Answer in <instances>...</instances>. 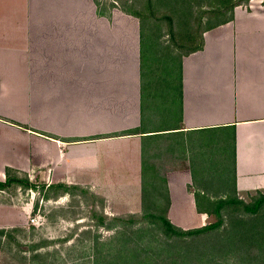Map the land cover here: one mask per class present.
Masks as SVG:
<instances>
[{
    "label": "crops",
    "instance_id": "crops-1",
    "mask_svg": "<svg viewBox=\"0 0 264 264\" xmlns=\"http://www.w3.org/2000/svg\"><path fill=\"white\" fill-rule=\"evenodd\" d=\"M188 1L198 48L165 89L134 8L0 0V182L79 188L113 217L142 214L154 178L181 229L264 195V0Z\"/></svg>",
    "mask_w": 264,
    "mask_h": 264
},
{
    "label": "rangeland",
    "instance_id": "rangeland-1",
    "mask_svg": "<svg viewBox=\"0 0 264 264\" xmlns=\"http://www.w3.org/2000/svg\"><path fill=\"white\" fill-rule=\"evenodd\" d=\"M95 2L139 12L143 67L163 88L174 89L179 57L198 41V8L188 0ZM149 183L142 214L113 217L103 216L94 206L99 198L79 188H68L59 198L62 188L0 186V264H264V200L255 213L244 210L260 194L226 202L204 225L218 222L214 228L182 237L165 232L159 219L149 216H163L166 204L158 181ZM36 208L40 216L32 224Z\"/></svg>",
    "mask_w": 264,
    "mask_h": 264
},
{
    "label": "trees",
    "instance_id": "trees-1",
    "mask_svg": "<svg viewBox=\"0 0 264 264\" xmlns=\"http://www.w3.org/2000/svg\"><path fill=\"white\" fill-rule=\"evenodd\" d=\"M198 48V45H195L194 49ZM10 183H18V184H24L25 186H29L33 189H36L38 188L37 186H33L32 184L28 183V181L26 179H19L17 178L14 174L12 175H9V172L6 171L5 172V178H4V182H0V186H4V185H8ZM62 190L66 191L68 190V188H62ZM264 200V195H261L257 200H255V202L253 203V205L251 207L247 206V205H244V210L247 211L248 213H255L256 212V209H257V206L258 204ZM233 200H229L227 202H231ZM226 202H216V206L214 207V212H216L218 210V208L220 206H222L223 204H225ZM132 216V215H130ZM149 216H152V217H157L159 219V221L161 222V224L164 226V231L171 234V235H174V236H192V235H195V234H198V233H201L205 230H209L211 228H214L217 224V223H213V224H208L206 226H201V227H197V228H192V229H187V230H182L174 225H172L165 217L163 216H155L153 214H149Z\"/></svg>",
    "mask_w": 264,
    "mask_h": 264
},
{
    "label": "built area",
    "instance_id": "built-area-1",
    "mask_svg": "<svg viewBox=\"0 0 264 264\" xmlns=\"http://www.w3.org/2000/svg\"><path fill=\"white\" fill-rule=\"evenodd\" d=\"M29 192H33V191L32 190H29ZM41 200H43L42 197H41ZM39 216H40V214H39V208H36L35 209V214L29 217V222L32 223V224H34L37 221V219L39 218Z\"/></svg>",
    "mask_w": 264,
    "mask_h": 264
}]
</instances>
